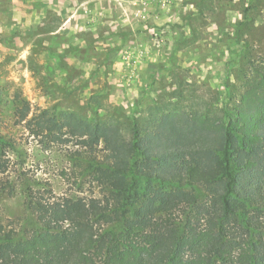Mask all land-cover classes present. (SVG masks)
Listing matches in <instances>:
<instances>
[{
    "label": "trees",
    "instance_id": "trees-1",
    "mask_svg": "<svg viewBox=\"0 0 264 264\" xmlns=\"http://www.w3.org/2000/svg\"><path fill=\"white\" fill-rule=\"evenodd\" d=\"M60 25L39 27L35 45L63 42L53 35ZM82 48L92 50L90 40ZM253 73L220 119L171 111L149 132L136 122L128 137L120 126L33 111L17 94L15 124L51 142L77 138L81 175L101 192L58 197L25 177V214L0 225V264H264V65ZM14 149L0 132V176Z\"/></svg>",
    "mask_w": 264,
    "mask_h": 264
},
{
    "label": "rangeland",
    "instance_id": "rangeland-1",
    "mask_svg": "<svg viewBox=\"0 0 264 264\" xmlns=\"http://www.w3.org/2000/svg\"><path fill=\"white\" fill-rule=\"evenodd\" d=\"M7 1L0 0L1 10H13L0 12V132L15 149L0 176V225L25 214V177L58 197L101 192L81 175L77 138L51 142L15 124L17 94L33 111L120 126L128 137L136 122L149 132L171 111L220 119L264 65V0ZM57 21L53 35L63 42L41 50L37 29ZM89 40L95 51L83 50Z\"/></svg>",
    "mask_w": 264,
    "mask_h": 264
}]
</instances>
